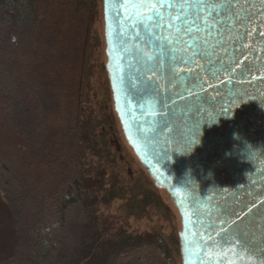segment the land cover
<instances>
[{
    "label": "water",
    "instance_id": "water-1",
    "mask_svg": "<svg viewBox=\"0 0 264 264\" xmlns=\"http://www.w3.org/2000/svg\"><path fill=\"white\" fill-rule=\"evenodd\" d=\"M176 2L103 0L115 112L179 213L182 264H264V0H231L194 25L196 9L171 20ZM193 37L201 47L190 58Z\"/></svg>",
    "mask_w": 264,
    "mask_h": 264
},
{
    "label": "trees",
    "instance_id": "trees-1",
    "mask_svg": "<svg viewBox=\"0 0 264 264\" xmlns=\"http://www.w3.org/2000/svg\"><path fill=\"white\" fill-rule=\"evenodd\" d=\"M102 3L0 0V202L8 211L6 219L14 235L5 264H56L55 256L67 237L66 212L76 204H85L89 222L80 242L86 251L77 264H101V258L103 264H182L176 227L163 232L161 220L169 222L172 212L162 200V189L153 186L149 174L139 173L134 179L122 174L116 154L110 151L112 137L106 130L98 131L102 123L94 118V108L80 105L78 85L85 91L89 84L82 70L89 62L88 29L91 18L99 11L102 14ZM46 16L50 21L47 37L39 30L41 35L27 45L17 39L14 28L40 27ZM72 16L80 25L75 37L69 34L73 40L77 37L74 47L82 51L78 64L66 68L62 77L48 69L51 72L44 78L38 70L50 66L43 50L50 55L49 61L62 51L65 35L74 30ZM49 37L57 50L46 47ZM95 41L101 44L99 38ZM5 75L16 81L8 84L2 78ZM59 78L63 84L58 89ZM23 88L30 90L22 95ZM56 93L60 111L66 113L59 119L47 111L46 101ZM87 93L89 87L85 98L90 97ZM21 111L32 120L34 133L40 131L38 138L15 121L14 115ZM85 129L86 137H79ZM116 201H120L116 214H111L108 208ZM151 209L159 218L152 229L131 230L129 219L151 221Z\"/></svg>",
    "mask_w": 264,
    "mask_h": 264
},
{
    "label": "rangeland",
    "instance_id": "rangeland-1",
    "mask_svg": "<svg viewBox=\"0 0 264 264\" xmlns=\"http://www.w3.org/2000/svg\"><path fill=\"white\" fill-rule=\"evenodd\" d=\"M48 16V15H47ZM47 16L45 21L42 23L40 27L37 26H29V25H18L16 28H14L13 31L15 33L19 34L20 37L17 39L22 42L23 44H28L32 40H34L38 35H41V31L45 33V37H47V29L50 24V21L47 20ZM73 25L72 28L74 29L72 32H69L65 35V39H67V44L64 46L61 52H58V55H55L51 61L50 55L46 51L43 50L44 56L49 64L50 67H45V70L39 69L38 72L42 77L43 75L51 72L50 70L54 71V73H59L62 77L64 74V70L66 68H70V66H76L78 64V55H80L81 49L74 47V43L77 39V37L73 40L71 39L70 35H72V38L75 37V32L80 30V25L77 21V17L72 16ZM71 28V29H72ZM92 31V34L91 32ZM88 52H87V58L88 59V65L87 63L85 66L83 65V73L87 74L86 77L88 80L87 89L89 87V93H87L90 97L85 98V93L87 89L84 91V87L82 84L78 85V93L81 95L80 100H77V103H80V105L83 107H89L92 106L94 109V118L101 121V126L98 128V131H107L109 134V137H112L114 143L113 145H110V151L112 153L116 154V162L121 166V172L123 175H126L130 179H134L137 177L139 173L144 174L146 177H148L149 173H146L145 168L142 167L140 162L138 161V158L136 157L135 153L131 149V147L128 145L125 136L123 134L120 121L117 117V114L114 110V104L110 92V84L108 81V77L105 72V64H106V54H105V41H104V19H103V12L102 14L99 13L93 16L90 20V26L88 29ZM81 33V32H80ZM57 36V34H55ZM100 39L101 44H96L95 39ZM51 40V42L46 43L47 48H52L54 50H57L56 48V42L54 41V38H48ZM65 43V42H64ZM87 46V45H86ZM61 50V49H59ZM82 52V51H81ZM59 54L60 57H59ZM2 69V68H1ZM50 69V70H48ZM35 71V70H34ZM37 72V79L40 78L38 76ZM5 79V81L8 84L14 83L16 80L11 76H4L2 77ZM45 78V77H44ZM14 81V82H13ZM57 84V83H56ZM63 80L58 79L57 87L62 88ZM28 88H23L21 90L22 95L25 94V92L29 91ZM20 91V90H19ZM58 91V90H57ZM80 91V92H79ZM57 95V93H56ZM49 95V98L47 99V107L49 109L47 110L50 115H56L57 119L65 116L64 111H60V97L57 95ZM87 95V97H88ZM75 108V106H74ZM79 110V108H75V111ZM24 111H21L20 114L14 115L15 121L22 125V127L31 134H28L31 137H39L40 131H34L32 126V120H30L27 116L23 114ZM65 113V114H64ZM69 112L68 114H70ZM78 113V112H77ZM76 113V116H77ZM103 121V122H102ZM53 128V127H52ZM75 129V128H74ZM86 129L78 134L79 137H83L86 134ZM43 133V131H42ZM76 136V138L78 137ZM86 137V136H85ZM84 137V138H85ZM36 139V138H35ZM92 158V159H91ZM90 159L95 161V157H91ZM122 175V177H124ZM93 182V181H92ZM96 181L94 180L95 184ZM151 183L153 186H155L153 179H151ZM89 190V189H88ZM160 191V190H159ZM162 192V200L166 204L167 208L170 209L172 212V216L169 218V222L162 221L163 224V232L165 234H168L172 231L171 227H176V230L179 234V231L181 230V219L179 216V213L174 206L173 202L171 201L168 193L165 190H161ZM103 193V189L100 190L99 194ZM119 202H115L111 206H109L108 211L111 214H116L117 207L119 205ZM85 204L84 205H74L71 208L68 209L66 212V220H67V237L66 241L64 243H61L62 249L59 251V255L55 256V262L56 264H77V262L81 259L83 256V253L86 251L83 249L82 245H80V242L82 241L84 235H86V222H88V219L86 218V215L84 213ZM7 213L5 206L2 205L0 202V264H5V257L7 256V250L10 248L12 244V239L14 237L12 229H10L8 223H7ZM151 221L148 218L135 220L134 217L129 219L130 222V229L131 230H140L145 231L146 229H152V225L159 221V218L154 214V209H151ZM22 214V213H21ZM160 216V215H158ZM17 224H19V217L17 216ZM89 225V222H88ZM179 236V235H178ZM21 238V237H19ZM180 241V240H179ZM70 244V245H69ZM102 260V261H101ZM103 258L99 260V263L103 264ZM95 264V263H93ZM105 264L107 261H105Z\"/></svg>",
    "mask_w": 264,
    "mask_h": 264
},
{
    "label": "snow or ice",
    "instance_id": "snow-or-ice-1",
    "mask_svg": "<svg viewBox=\"0 0 264 264\" xmlns=\"http://www.w3.org/2000/svg\"><path fill=\"white\" fill-rule=\"evenodd\" d=\"M179 7L180 12L171 17V20H180L181 16L187 18L188 12L186 10L188 9H196L195 18L191 20V24L196 23V19L203 20L205 23L211 18L212 13H209L208 16L203 15V12L206 9H212L213 12H215L217 9H221L223 11H227L228 9L233 7V4L231 3V0H219V2H209V0H177L176 3L169 4L168 7ZM155 10V9H153ZM215 23V21H213ZM185 23H189L187 19H185ZM171 26V22H170ZM200 30L199 28L197 29ZM179 32L180 29H177ZM192 31L191 27H188L184 30V35H187L189 32ZM200 40L199 37H193L192 44L188 45V48L191 52L190 58H195L197 56V51L195 48L201 47V44L198 43ZM203 43H207V41H203ZM227 114V111L223 108H221L220 114ZM220 114H217L215 112L207 114V118L204 121H207L209 124L216 122V117ZM201 124L197 125V131H194L190 136H187L185 138L184 144H183V150L185 153L192 151L193 145L199 143L198 136L196 133L199 131Z\"/></svg>",
    "mask_w": 264,
    "mask_h": 264
}]
</instances>
